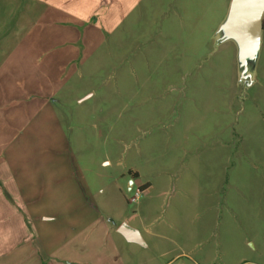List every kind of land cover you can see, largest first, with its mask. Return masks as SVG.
Wrapping results in <instances>:
<instances>
[{
	"label": "rangeland",
	"instance_id": "374dc122",
	"mask_svg": "<svg viewBox=\"0 0 264 264\" xmlns=\"http://www.w3.org/2000/svg\"><path fill=\"white\" fill-rule=\"evenodd\" d=\"M56 4L0 0V154L55 259L264 264V30L243 58L232 0H132L113 27ZM97 213L121 243L81 252Z\"/></svg>",
	"mask_w": 264,
	"mask_h": 264
},
{
	"label": "crops",
	"instance_id": "0c3cea01",
	"mask_svg": "<svg viewBox=\"0 0 264 264\" xmlns=\"http://www.w3.org/2000/svg\"><path fill=\"white\" fill-rule=\"evenodd\" d=\"M56 1L57 8H59L62 12H65L67 14L66 16L71 15L78 20H83L84 22L92 21L95 14L98 12V8L102 5L106 6L104 13L97 18L94 23H89L87 26L95 27L99 25V23L101 24L104 20H107V25L109 27H113L115 23L120 21V18L123 15V8H125L127 3L132 0H80L76 8L71 10L64 8V5L69 1ZM71 29L77 31L75 26H72ZM84 32L85 31H83V33ZM65 43L67 45L68 41H65ZM29 96H31V94ZM20 105H17V107ZM133 182L134 180L130 179V189L132 188ZM16 183H19V181L8 157L4 154H0V264H64L63 262L66 259L62 262V260L55 259L54 257L55 253L62 252L60 249H62L63 245L60 246L61 248H59V250H54L46 245L36 229L34 221L30 218L29 207H31V203L30 201L28 202L30 198L29 194H22V192L16 187ZM65 189L67 190V188ZM6 192L9 198L6 196ZM92 209L94 213L98 210L95 205L92 206ZM98 215H100L99 218L94 219L85 226H81L80 229L75 226L71 229L72 232L79 230L78 232L80 233L84 232L88 228L90 229V231H87L88 233L86 234L82 245L80 247H78V245L73 246L81 252L93 251L95 249L103 250L104 248L110 246H114L116 249V244L121 243L117 238H115V240H112L109 244H105V240L109 238L107 235L110 232L108 224L110 222L105 220L101 216V213ZM43 219L54 221L55 217L51 215H44ZM120 226L121 224L117 226L115 231L122 237L125 243H127L126 245L131 247V249L137 245H145V241L141 244L127 239L122 233H120ZM96 229L100 230L103 235L107 233L105 236L98 234L100 235L98 238L104 241V243L101 242V245L96 244L88 247L90 243H93L90 242L92 238L91 235H94ZM73 240L74 237L72 235L67 239V242ZM69 251L70 248L68 252ZM74 262L75 261L73 260L72 263Z\"/></svg>",
	"mask_w": 264,
	"mask_h": 264
},
{
	"label": "water",
	"instance_id": "95a60500",
	"mask_svg": "<svg viewBox=\"0 0 264 264\" xmlns=\"http://www.w3.org/2000/svg\"><path fill=\"white\" fill-rule=\"evenodd\" d=\"M264 0H232L230 14L225 26L240 42L242 57L253 54L259 44L263 29ZM127 239L143 244L141 233L123 223L119 228Z\"/></svg>",
	"mask_w": 264,
	"mask_h": 264
},
{
	"label": "trees",
	"instance_id": "16d2710c",
	"mask_svg": "<svg viewBox=\"0 0 264 264\" xmlns=\"http://www.w3.org/2000/svg\"><path fill=\"white\" fill-rule=\"evenodd\" d=\"M263 29H264V19H263ZM144 187L145 186H142L141 190H144L145 189Z\"/></svg>",
	"mask_w": 264,
	"mask_h": 264
},
{
	"label": "built area",
	"instance_id": "2783aa9c",
	"mask_svg": "<svg viewBox=\"0 0 264 264\" xmlns=\"http://www.w3.org/2000/svg\"><path fill=\"white\" fill-rule=\"evenodd\" d=\"M139 193H140V191H137V192H136V195L138 196V195H139ZM134 199H136V198H133V200H134Z\"/></svg>",
	"mask_w": 264,
	"mask_h": 264
}]
</instances>
